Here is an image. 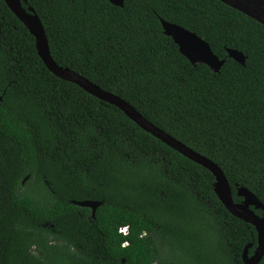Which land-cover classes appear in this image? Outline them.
<instances>
[{
  "label": "trees",
  "instance_id": "obj_1",
  "mask_svg": "<svg viewBox=\"0 0 264 264\" xmlns=\"http://www.w3.org/2000/svg\"><path fill=\"white\" fill-rule=\"evenodd\" d=\"M22 4L59 65L217 163L235 202L246 187L264 204L262 23L220 0ZM160 18L205 39L220 72L194 66ZM0 94V264H244L253 253L256 229L222 203L213 173L52 73L5 0ZM74 200L102 204L93 217Z\"/></svg>",
  "mask_w": 264,
  "mask_h": 264
},
{
  "label": "water",
  "instance_id": "obj_2",
  "mask_svg": "<svg viewBox=\"0 0 264 264\" xmlns=\"http://www.w3.org/2000/svg\"><path fill=\"white\" fill-rule=\"evenodd\" d=\"M27 1L28 0H5L8 7L26 25L30 33L34 36L38 54L48 69L57 77L75 83L91 95L115 105L142 129L151 133L185 157L210 170L215 177L214 190L222 203L234 216L255 227L257 232V245L253 253L250 254L249 248L253 246V243L248 244L243 251L242 258L244 264H259L264 256V204L259 198L248 188L239 187L237 189V195L241 197L242 200L240 202H235L231 185L224 171L217 163L147 120L133 105L121 96L101 88L99 85L71 68L59 65L51 54L47 33L35 8L33 6H28L27 8L23 6L22 3H27ZM220 1L247 14L264 25V0ZM110 2L116 6H124V0H110ZM160 21L165 34L174 40L180 52L189 59L194 66L204 63L208 65L214 73L220 72L225 63V59H220L219 56L213 52L210 44L205 39L179 24L167 21L163 18H160ZM228 54L237 62L243 65L245 64L246 57L239 50L229 48ZM2 100L3 96L0 94V102ZM73 203L91 208L93 217L95 216L97 208L102 204L101 201L95 200H74ZM255 210H262V215L258 214ZM120 230L124 233H128L127 227H121Z\"/></svg>",
  "mask_w": 264,
  "mask_h": 264
}]
</instances>
